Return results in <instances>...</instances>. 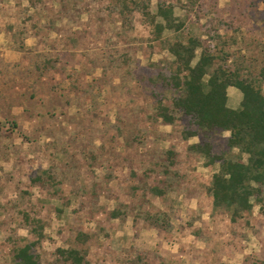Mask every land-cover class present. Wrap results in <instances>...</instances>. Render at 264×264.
I'll list each match as a JSON object with an SVG mask.
<instances>
[{
  "label": "rangeland",
  "instance_id": "rangeland-1",
  "mask_svg": "<svg viewBox=\"0 0 264 264\" xmlns=\"http://www.w3.org/2000/svg\"><path fill=\"white\" fill-rule=\"evenodd\" d=\"M167 1L194 36L208 21L232 22L219 29L227 50L255 75L264 69V0H198L199 20L181 6L187 0ZM61 2L0 1V264H12L22 238L34 240L22 213L46 224L40 264L72 248L87 250L89 264H264L261 207L237 222L215 210L209 188L217 167L188 150L199 138L186 142L181 122L156 119L150 80L159 69L151 65L173 58L152 41L153 28L136 12L126 30L116 0ZM228 98L235 109L243 96L231 87ZM229 137H212L216 153H229ZM168 151L176 153L170 171L177 174L165 183ZM45 170L63 192L32 183L47 181ZM114 211L121 216L112 218ZM146 213L167 216L169 226L154 228Z\"/></svg>",
  "mask_w": 264,
  "mask_h": 264
},
{
  "label": "trees",
  "instance_id": "trees-1",
  "mask_svg": "<svg viewBox=\"0 0 264 264\" xmlns=\"http://www.w3.org/2000/svg\"><path fill=\"white\" fill-rule=\"evenodd\" d=\"M116 2L114 10L118 12L126 30H133V15L140 13L153 28L152 41L160 42L173 58L164 66L163 62L151 65L159 69L150 80L155 86L152 92L157 100L155 116L166 126L173 127L181 122L183 128L180 133L184 141L199 138V142L190 145L188 150L204 159V164L211 169L217 167L209 188L215 210L225 211L233 222H237L246 214H251L255 205H259L260 214L264 217V69L255 70V75L240 57L234 60L236 53L227 50L231 42L219 34V29L233 28V23L219 20L218 27H215L211 20L203 28L202 35L194 36L186 23L175 16V6L167 0H157L156 15L151 12L152 0ZM68 3L72 4V0H62L61 7L65 8ZM197 5L198 0H187L181 6L199 20L201 16L196 11ZM183 29L188 30L185 37L174 41L164 37L166 31L180 33ZM203 36L207 39H203ZM199 49L201 55L194 64ZM231 87L239 90L243 96L236 109L228 106V89ZM223 133L230 134L227 147L231 154L215 152L212 137ZM235 150L238 151L237 155H232ZM167 153L169 165H164V173L168 179L161 180L165 183L171 178L168 175L174 174L170 171V165L175 164L176 156L174 151ZM176 174L172 176L173 181ZM43 175L47 181L42 176H36L32 183L45 185L54 193L63 192L61 183L50 171H43ZM164 193L159 187L153 189L156 196H164ZM22 216L34 240L22 238V244L15 245L11 251L12 264H40L36 249L46 238V224L28 213H22ZM120 216V211L111 214L112 218ZM143 218L154 228L169 226V218L162 214L146 213ZM87 238L80 234L78 241L85 243ZM56 256L54 264H89L87 250L58 249Z\"/></svg>",
  "mask_w": 264,
  "mask_h": 264
},
{
  "label": "crops",
  "instance_id": "crops-1",
  "mask_svg": "<svg viewBox=\"0 0 264 264\" xmlns=\"http://www.w3.org/2000/svg\"><path fill=\"white\" fill-rule=\"evenodd\" d=\"M236 109V108H235Z\"/></svg>",
  "mask_w": 264,
  "mask_h": 264
}]
</instances>
